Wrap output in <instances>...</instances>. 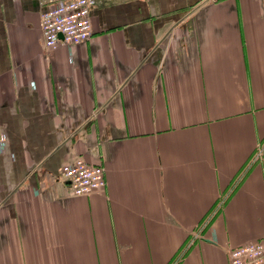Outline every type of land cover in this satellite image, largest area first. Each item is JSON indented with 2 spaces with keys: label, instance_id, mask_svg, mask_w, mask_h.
I'll return each instance as SVG.
<instances>
[{
  "label": "crops",
  "instance_id": "1",
  "mask_svg": "<svg viewBox=\"0 0 264 264\" xmlns=\"http://www.w3.org/2000/svg\"><path fill=\"white\" fill-rule=\"evenodd\" d=\"M0 0V264H228L264 243V0ZM77 157L105 186L74 194Z\"/></svg>",
  "mask_w": 264,
  "mask_h": 264
},
{
  "label": "built area",
  "instance_id": "2",
  "mask_svg": "<svg viewBox=\"0 0 264 264\" xmlns=\"http://www.w3.org/2000/svg\"><path fill=\"white\" fill-rule=\"evenodd\" d=\"M96 0H58L40 12L41 33L46 46L74 44L92 33L91 8ZM62 176L74 194H88L105 186L104 168L81 157L61 166ZM228 264H264V243L251 240L228 248Z\"/></svg>",
  "mask_w": 264,
  "mask_h": 264
}]
</instances>
